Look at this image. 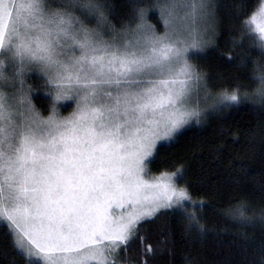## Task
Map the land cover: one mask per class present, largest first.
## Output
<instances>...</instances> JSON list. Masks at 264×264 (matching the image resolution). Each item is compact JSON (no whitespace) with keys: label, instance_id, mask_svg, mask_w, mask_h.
I'll list each match as a JSON object with an SVG mask.
<instances>
[{"label":"snow or ice","instance_id":"6c2138e0","mask_svg":"<svg viewBox=\"0 0 264 264\" xmlns=\"http://www.w3.org/2000/svg\"><path fill=\"white\" fill-rule=\"evenodd\" d=\"M157 7L162 34L132 0H0V87L10 89L0 91V227L26 264H116L161 215L183 222L185 243L208 234L203 201L192 202L199 215L188 212L190 193L177 187L183 168L148 180L147 164L161 142L206 118L199 101L210 96L208 73L193 61L207 56L222 10L238 25L233 49L247 42L264 59V0L251 12L249 0ZM252 63L258 85L222 88L214 111L253 98L264 106V64ZM29 72L38 75L26 87ZM34 89L45 93L39 108ZM61 108L72 111L62 116ZM249 211L240 200L225 215L264 231V210ZM259 252L253 264H264V244Z\"/></svg>","mask_w":264,"mask_h":264},{"label":"trees","instance_id":"16d2710c","mask_svg":"<svg viewBox=\"0 0 264 264\" xmlns=\"http://www.w3.org/2000/svg\"><path fill=\"white\" fill-rule=\"evenodd\" d=\"M108 2L119 3V0ZM132 3L146 12L148 24L162 31L158 0H132ZM259 3L260 0H249V12ZM237 27L222 10L216 18L214 42L206 49L207 56L201 53L202 58L193 61L208 73L213 93L235 87L237 83L242 86L241 91H250L259 83L254 79L252 61L264 64V59L255 49L249 51L247 42L244 48L233 49L231 40L238 39ZM229 57L233 59L229 61ZM242 58L246 64L237 67ZM254 99L210 114L200 125L189 126L171 143L160 146L148 164L152 176L183 168V179L176 184L179 188L187 187L193 200L203 201L201 223L208 229L206 237L196 244L185 243L180 227L183 222L161 215L155 223L141 229L142 235L145 230L149 233L143 244L138 242L133 246L135 250L121 252L116 264H122L125 259L130 264H186L187 260H194L196 264H253L259 260L264 231L259 225L240 229L225 215L240 200L248 202L249 215L253 212L259 215L264 210V200L259 196V187L264 183V106L254 103ZM40 100H34L38 108ZM194 211L200 214L199 208ZM4 231L0 227V264H26L11 247V241L5 239ZM242 231L246 237L237 235ZM245 239L249 243L246 251H241Z\"/></svg>","mask_w":264,"mask_h":264},{"label":"rangeland","instance_id":"374dc122","mask_svg":"<svg viewBox=\"0 0 264 264\" xmlns=\"http://www.w3.org/2000/svg\"><path fill=\"white\" fill-rule=\"evenodd\" d=\"M162 25H163V22H162ZM163 31H164V25H163L162 31L158 32V34H162ZM213 42H214V37H213ZM212 44H213V43H212ZM212 44L209 45L208 48H209L210 46H212ZM208 48H207V49H208ZM2 58H3V57L0 56V59H2ZM37 75H38V74L35 73V72H29V73L27 74L26 87L30 86L31 83H33V82L35 83ZM0 84H2V81H0ZM0 91H3V92H5V93H8V92L10 91V89L7 88V87H0ZM218 94H219V92H218V93H213L212 91H210V96H209V98H208L207 100L204 99L203 93L200 94V101H199V103H200V108H201L202 112L205 113L206 118H207L210 114H213V113L217 112V111H214V110L212 109L211 106H212L214 103H216V97L218 96ZM44 95H45V93H44L43 90H42L38 95H37V93L35 92V90H33V96L35 97L34 100H36V99H38V98L41 99V98L44 97ZM193 102L195 103V96L193 97ZM71 111H72V108H61V109H60V114H61L62 116H66V115H68ZM206 118L202 119V122H203ZM193 124H195V122H193L191 125H193ZM186 128H188V127H186ZM186 128H185V129H186ZM185 129H184V130H185ZM161 144L163 145V144H167V143H163V142H161ZM151 160H152V159H150V161H151ZM148 164H149V163H148ZM148 164H147V169H146V171H147V176L145 177V178L148 179V180H154L155 178L161 176L162 174H169V175L172 174V173H162V174H159V175H153V176H152V175H150L149 172H148ZM177 187H178V186H177ZM178 188H179V187H178ZM193 201H194L196 204H199V203L201 202V201H198V200H193V199L191 198V201H189L188 212H193L196 208H198V207H196V208H193V207H192V202H193ZM116 211H117V213H119V209H117Z\"/></svg>","mask_w":264,"mask_h":264}]
</instances>
